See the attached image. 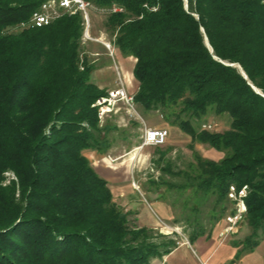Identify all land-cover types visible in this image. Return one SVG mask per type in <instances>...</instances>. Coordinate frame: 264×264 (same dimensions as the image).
<instances>
[{
    "label": "trees",
    "instance_id": "trees-1",
    "mask_svg": "<svg viewBox=\"0 0 264 264\" xmlns=\"http://www.w3.org/2000/svg\"><path fill=\"white\" fill-rule=\"evenodd\" d=\"M42 1L0 0V264H149L178 234L132 224L85 154L110 147L113 127L100 125L93 105L106 90L92 81L98 65L87 59L80 13L18 27ZM88 1L123 7L104 26L135 58L141 110H162L192 149L199 142L222 153L194 150L169 191H204L215 223L231 209L229 186L247 185L243 243L253 249L264 234V0ZM208 113H227L229 128L201 129ZM5 170L17 180L3 186ZM188 223L191 238L204 232Z\"/></svg>",
    "mask_w": 264,
    "mask_h": 264
},
{
    "label": "rangeland",
    "instance_id": "rangeland-1",
    "mask_svg": "<svg viewBox=\"0 0 264 264\" xmlns=\"http://www.w3.org/2000/svg\"><path fill=\"white\" fill-rule=\"evenodd\" d=\"M89 14L92 34L95 36L102 35L106 39L113 40L114 35L110 38L109 32L104 26L107 13L89 10ZM82 44L85 51H89V58L87 59L90 62L94 61V64L99 65L105 59L111 61V67L108 70L101 69L99 73L100 76L110 80L108 81V87L105 88L106 93L107 90L120 84L125 85L128 78L125 79L120 72L116 58L120 51L115 45V51L113 57H111L101 43L82 41ZM109 71H112V75ZM92 73V81L95 82L97 81L95 73L98 72L93 71ZM93 105L99 108L100 125L107 122L108 125L113 127L109 132L110 147H108L105 154H99L94 150L85 151V154L91 160L96 171L100 175L106 176L114 201L128 214L130 222L138 226H144V223L148 222V214H151L157 222L155 223V229L165 235H172L169 231H176L180 241L183 242L188 241L187 236L192 229L188 221L191 222L194 219L205 227L209 226L208 211L211 203L204 191L198 190V188H181L178 186H174L170 191L168 190L171 186L170 183L177 184L183 180L184 174L182 172L178 174H174V172L188 169L189 163L194 159V150L203 157L210 159H218L222 156V153L216 152L208 145L199 142H193L192 149L189 146L192 142L190 136H185L186 139L175 144L167 142L162 146H157L160 150L154 146L140 148L144 126L157 127L156 117H163L162 110L143 112L134 101L136 111L140 116L138 118L134 115L131 116L122 101L111 106L97 105L95 101ZM147 118H150V120ZM202 120L215 123L217 131L228 129L230 124V116L227 113H208V115L202 117ZM129 144H134V146L130 147ZM16 180L12 170L3 172V186ZM151 180H156L160 186L156 188ZM129 186L134 189L133 195H129ZM227 205L229 208L233 206L230 201ZM176 219H178V222H175ZM239 223L244 225L242 220ZM164 225L171 228L166 229L163 227ZM232 235L229 234L220 237V239L224 241ZM242 236L243 234H238L235 237L243 238Z\"/></svg>",
    "mask_w": 264,
    "mask_h": 264
},
{
    "label": "crops",
    "instance_id": "crops-1",
    "mask_svg": "<svg viewBox=\"0 0 264 264\" xmlns=\"http://www.w3.org/2000/svg\"><path fill=\"white\" fill-rule=\"evenodd\" d=\"M116 58L121 74L125 79L128 78V80L126 79V83L124 86L128 93L134 94L137 90V81L135 80L132 73L135 58L133 56H124L120 52L119 55H116ZM110 62L111 61H109V59L103 60L94 70V72H98L95 73L97 75V81H95V84H97L99 88L108 87V81L110 80H108V78L100 76L101 74L99 73L101 72V69L108 70V68L111 67ZM109 72L111 73L112 71ZM147 119L150 120V118ZM156 124L157 127H164L168 129V137L164 144H166L167 142H169V144H175L176 142L186 139L185 136H188L177 126H171L170 124H168L163 119V117H156ZM162 145H158V147ZM129 146L133 147L134 144H129ZM158 147L156 149H158ZM101 175L103 176V174ZM103 177L107 180L106 176ZM151 183L154 184L156 188L160 186L156 180H151ZM129 188V195H133L134 189L130 186ZM147 220L148 222L146 224L144 223V226L155 228V223L157 222L155 221V218L151 216V214H148ZM175 222H178V219H176ZM223 225L224 216L215 223H212V221H210V225L207 227L203 225L204 232L200 233L196 237L191 238L190 231L187 236V242L180 241V238L178 236L177 245L172 250L161 257L152 258L149 264H264L263 233L260 234L258 243L253 249L245 250V244L243 243V241L250 233V229L248 228L245 221L244 225L241 223L238 224V230L236 233H234L235 235L233 234L229 237V239H226L224 241H222L219 236V231L221 230ZM238 234H243V238L235 237Z\"/></svg>",
    "mask_w": 264,
    "mask_h": 264
},
{
    "label": "built area",
    "instance_id": "built-area-1",
    "mask_svg": "<svg viewBox=\"0 0 264 264\" xmlns=\"http://www.w3.org/2000/svg\"><path fill=\"white\" fill-rule=\"evenodd\" d=\"M89 10L106 12L107 14L123 10V7L112 4L108 7H100L88 0H43L30 14L27 21H23L18 27H42L49 25L59 17L68 14L72 15L80 13L82 16V41H92L101 43L108 51V54L113 57L115 51L113 40L106 39L104 36H95L91 32V18ZM121 76L120 72L118 73ZM122 101L127 107V111L131 116L140 117L134 105V94L128 93L125 86L120 84L116 87L107 90L106 95L96 99L97 105H113ZM216 124L211 122H202L200 128L204 130H214ZM168 129L164 127L144 126L141 136L140 147L143 146H158L166 142L168 137ZM247 185H242L237 188L235 185H230L227 191V198L233 204L230 211L224 217V226L219 231V236L224 237L229 234H234L238 230V224L244 219L247 211L245 197L247 195ZM163 223V222H162ZM166 229L171 228L164 225ZM172 234L174 231H169ZM176 232V231H175Z\"/></svg>",
    "mask_w": 264,
    "mask_h": 264
},
{
    "label": "water",
    "instance_id": "water-1",
    "mask_svg": "<svg viewBox=\"0 0 264 264\" xmlns=\"http://www.w3.org/2000/svg\"><path fill=\"white\" fill-rule=\"evenodd\" d=\"M187 0H185L186 2ZM185 7H187V3H185ZM206 44L208 45L207 41ZM230 65H234V64H230ZM241 73L243 74V76L246 78V75L244 74V72L241 70ZM253 89L256 90L257 92H259V90H257L253 85H252Z\"/></svg>",
    "mask_w": 264,
    "mask_h": 264
},
{
    "label": "bare ground",
    "instance_id": "bare-ground-1",
    "mask_svg": "<svg viewBox=\"0 0 264 264\" xmlns=\"http://www.w3.org/2000/svg\"><path fill=\"white\" fill-rule=\"evenodd\" d=\"M119 11H122V10H119ZM119 11H118V12H119Z\"/></svg>",
    "mask_w": 264,
    "mask_h": 264
}]
</instances>
